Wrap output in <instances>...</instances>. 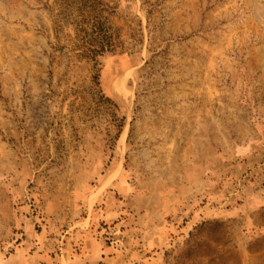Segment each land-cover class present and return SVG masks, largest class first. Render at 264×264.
<instances>
[{
    "label": "rangeland",
    "instance_id": "obj_1",
    "mask_svg": "<svg viewBox=\"0 0 264 264\" xmlns=\"http://www.w3.org/2000/svg\"><path fill=\"white\" fill-rule=\"evenodd\" d=\"M53 2L0 0V264H264V0H122L99 65Z\"/></svg>",
    "mask_w": 264,
    "mask_h": 264
},
{
    "label": "trees",
    "instance_id": "obj_2",
    "mask_svg": "<svg viewBox=\"0 0 264 264\" xmlns=\"http://www.w3.org/2000/svg\"><path fill=\"white\" fill-rule=\"evenodd\" d=\"M122 0H54L51 12L57 35L63 27L72 28L69 41L76 58L99 65V60L122 54L129 49L123 40V30L113 20L119 14ZM59 40V37H58ZM65 48L59 51H64Z\"/></svg>",
    "mask_w": 264,
    "mask_h": 264
}]
</instances>
